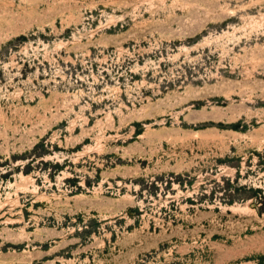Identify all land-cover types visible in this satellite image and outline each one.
I'll return each instance as SVG.
<instances>
[{"label": "rangeland", "instance_id": "rangeland-1", "mask_svg": "<svg viewBox=\"0 0 264 264\" xmlns=\"http://www.w3.org/2000/svg\"><path fill=\"white\" fill-rule=\"evenodd\" d=\"M0 264H264V0H0Z\"/></svg>", "mask_w": 264, "mask_h": 264}]
</instances>
